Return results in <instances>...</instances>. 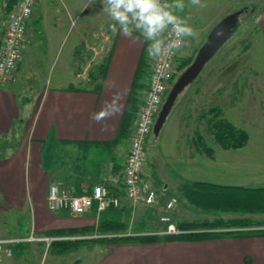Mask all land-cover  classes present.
<instances>
[{
  "label": "rangeland",
  "instance_id": "obj_1",
  "mask_svg": "<svg viewBox=\"0 0 264 264\" xmlns=\"http://www.w3.org/2000/svg\"><path fill=\"white\" fill-rule=\"evenodd\" d=\"M202 2L205 6L201 8L187 6L188 0H185L184 11L178 13L194 29L196 35L185 38L178 57V73L163 102L181 73L194 61L210 30L223 17L242 7L244 11L240 14V24L205 63L198 76L178 93L159 133L151 131L146 145L148 155L144 173L153 152V157L161 162V170L164 171L176 168L185 173L191 169L198 176L201 174L205 179L202 182L264 185V41L256 20L258 7L253 4L244 7L231 0ZM101 9L100 0H39L28 34L27 44L30 43L32 53L26 55L19 77L16 73L17 76L11 83L0 85V88L10 89L16 80L12 91L18 94V103L22 108L28 97H34L46 81L55 83L64 64L67 49L73 42L77 43L79 85H89L88 81H93V74L98 73L113 41V33L109 28L112 21ZM38 19L41 25L37 31L32 24ZM48 41L53 45L51 53L47 51ZM26 47L27 45L23 58ZM144 53L149 67L148 60L152 59L147 55V47ZM147 71L141 80L144 91ZM97 81L99 84L100 81ZM160 109L155 115V121ZM134 118L135 115L130 130ZM172 147L177 148L175 162L162 152V149L168 152ZM93 151L95 150L81 152L82 156L71 155V151L59 152L57 162L61 160V169L68 171L74 168H90L97 162ZM44 152L49 154L47 148ZM103 164L106 167V163ZM181 175L183 174H179L180 182L176 185V191L166 201L165 208L163 205L157 209L155 202L149 206L146 204L143 210L138 209L141 204L130 206L129 211L123 210V205L102 212L96 210L92 213L95 218L91 219V225L76 227L90 230L58 236L66 237L65 240H97L117 235L164 234L168 233L171 223L179 229L178 225L182 221L238 217L264 219V213L203 209L192 204L184 195L181 181L186 177ZM154 188L158 193L157 187ZM172 211L177 215L174 213L175 216L171 217ZM66 212L77 217L84 215ZM164 216H168L170 220L162 219ZM104 225L122 226L120 229L124 231L117 233L103 230ZM31 230V214L28 208L2 210L0 236L17 241L8 245L9 252L2 264H82L81 260L83 264H88V261L98 258L104 251L103 246H97L94 250L83 247L76 251L71 249L77 244H86L83 241L63 253H57L50 247V241L35 239L44 237V233L40 236L32 234Z\"/></svg>",
  "mask_w": 264,
  "mask_h": 264
},
{
  "label": "crops",
  "instance_id": "obj_2",
  "mask_svg": "<svg viewBox=\"0 0 264 264\" xmlns=\"http://www.w3.org/2000/svg\"><path fill=\"white\" fill-rule=\"evenodd\" d=\"M7 1H0V34L10 11H6ZM231 1L244 7L249 4L258 7L256 20L264 41V0ZM134 36L139 34L134 33ZM47 44L46 49L51 53L53 45L50 41ZM76 45L73 42L67 49L55 83L46 81L34 97H28L22 108L18 103V94L12 91L16 80L10 89L0 88V135L14 134L18 141L17 147L9 150V156L0 157V213L3 209L28 208L31 233L36 235L49 230L91 225V219L95 218L92 214L96 212L95 207L79 217L63 210L51 211L48 207L51 185H56L60 192L84 194L100 183L113 195H121L130 134L117 144L111 142L118 133L135 74L148 43L142 37L133 42L120 33L113 34L105 76L99 80V86H96L98 81L90 80L85 87L79 85ZM30 53L29 43L17 77L26 55ZM143 93L142 87L137 90L138 105ZM106 104L115 114L99 123L93 122L91 115ZM149 137L150 134L146 145ZM45 148L49 154H45ZM170 149L172 152H169ZM176 149L169 148L168 152L162 149V152L175 162ZM91 150H95L93 157L97 162L90 168L68 171L61 169V160L57 162L59 152L71 151V155L82 156L81 152ZM153 155L152 152L149 156L144 175L159 191L155 203L157 209L174 195L180 182L179 174L186 177L181 181V187L186 180H205L191 169L185 173L176 168L161 170V162ZM123 206V210H131L128 201H124ZM139 206L138 209L143 210L146 204ZM174 213L171 212V217ZM97 246H103L104 251L88 264H244L246 258L252 264H264V235L151 243H86L71 249L76 251L83 247L94 250Z\"/></svg>",
  "mask_w": 264,
  "mask_h": 264
},
{
  "label": "built area",
  "instance_id": "obj_3",
  "mask_svg": "<svg viewBox=\"0 0 264 264\" xmlns=\"http://www.w3.org/2000/svg\"><path fill=\"white\" fill-rule=\"evenodd\" d=\"M39 0H15L4 22L0 37V85H7L15 78L23 60L24 48L28 43L30 24ZM184 45V44H183ZM183 47V46H182ZM174 55L148 60L145 91L141 96L133 120L129 148L124 162L121 195H113L102 184H95L91 191L84 194L60 192L56 185H51L48 195L50 210L70 211L75 215L89 212L93 207L102 212L111 207H120L124 201L135 207L139 204L151 205L157 201V190L144 175L147 160L146 142L153 130L155 115L159 111L167 91L178 73L177 63L181 49ZM171 202L168 204L170 207ZM162 219L170 220L168 216ZM180 230L171 223L168 233ZM41 236V235H40ZM63 236H44L35 239L50 241L64 239ZM16 240L0 236V264L9 250L8 245Z\"/></svg>",
  "mask_w": 264,
  "mask_h": 264
},
{
  "label": "trees",
  "instance_id": "obj_4",
  "mask_svg": "<svg viewBox=\"0 0 264 264\" xmlns=\"http://www.w3.org/2000/svg\"><path fill=\"white\" fill-rule=\"evenodd\" d=\"M13 1L8 0L6 11L11 10ZM34 29L39 30L41 25L40 19L34 21ZM41 32V31H40ZM108 55L103 63L100 64L98 73L93 74V80H102L107 70L109 61ZM147 62L145 53L140 59L138 69L135 74L134 83L132 85L131 93L128 98L124 114L120 123V127L116 138L111 142L117 144L123 139L127 138L130 131L131 121L136 114L138 108L137 90L142 87V78L147 71ZM96 86H99L97 83ZM74 88V87H70ZM28 100V99H27ZM233 134V133H232ZM244 135V134H243ZM18 145L17 138L14 134L0 135V157L9 156L10 149H15ZM182 189L185 197L194 205L203 209H226L242 211L247 213H264V185H224L212 182L202 181H184ZM103 230L121 233L124 231L122 226L108 227L102 226ZM181 230L179 233H154V234H133V235H117L111 238L104 239H57L50 243V247L54 248L57 253L65 252L69 247L79 242H86L88 244L98 243H151L159 241H174V240H203L210 238L222 237H246V236H260L264 235V219L256 220L250 217L238 218H216L213 220H192L182 221L178 225ZM90 230L89 228H66L55 229L44 232L46 236L55 235H71L83 233ZM244 264H252L249 258L245 259Z\"/></svg>",
  "mask_w": 264,
  "mask_h": 264
},
{
  "label": "clouds",
  "instance_id": "obj_5",
  "mask_svg": "<svg viewBox=\"0 0 264 264\" xmlns=\"http://www.w3.org/2000/svg\"><path fill=\"white\" fill-rule=\"evenodd\" d=\"M102 12L112 23L110 31L120 33L135 42L140 37L148 43L150 59L174 55L185 38L195 36L194 29L178 13L183 12L185 0H100ZM187 6L204 7L202 0H188ZM138 33L139 36H134ZM115 111L106 104L99 112L91 115L93 122L114 115Z\"/></svg>",
  "mask_w": 264,
  "mask_h": 264
},
{
  "label": "water",
  "instance_id": "obj_6",
  "mask_svg": "<svg viewBox=\"0 0 264 264\" xmlns=\"http://www.w3.org/2000/svg\"><path fill=\"white\" fill-rule=\"evenodd\" d=\"M243 8L223 17L208 33L207 39L198 50L194 61L184 70L163 102L153 131L159 133L162 125L171 112L174 101L180 91L198 76L205 63L218 51L225 41L236 31L240 24Z\"/></svg>",
  "mask_w": 264,
  "mask_h": 264
}]
</instances>
